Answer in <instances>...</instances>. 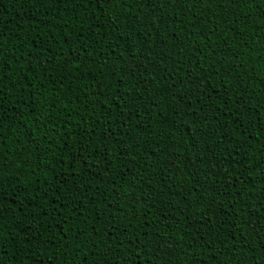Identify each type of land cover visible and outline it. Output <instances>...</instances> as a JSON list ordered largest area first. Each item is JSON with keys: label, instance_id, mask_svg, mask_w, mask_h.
Masks as SVG:
<instances>
[{"label": "trees", "instance_id": "trees-1", "mask_svg": "<svg viewBox=\"0 0 264 264\" xmlns=\"http://www.w3.org/2000/svg\"><path fill=\"white\" fill-rule=\"evenodd\" d=\"M0 18V264H264V0H0ZM83 148L91 167L21 212Z\"/></svg>", "mask_w": 264, "mask_h": 264}, {"label": "snow or ice", "instance_id": "snow-or-ice-1", "mask_svg": "<svg viewBox=\"0 0 264 264\" xmlns=\"http://www.w3.org/2000/svg\"><path fill=\"white\" fill-rule=\"evenodd\" d=\"M28 2H32V0H28ZM37 2H42V0H37ZM145 2L148 3V4H151V0H145ZM181 2H183V0H181ZM229 2H230V3H238L239 0H229ZM4 27H5V25H4V22H3V18H0V53H2V45H3V42H4L3 38H4V36L6 35V33L4 32ZM30 43H32V41H30ZM3 71H4V69H3V63L0 62V81H2L4 78H6V77L3 76ZM164 71H165V73H166V75H165L164 78L167 79V78H168V75L171 73V70H170V69H164ZM196 79H199V77H196ZM205 79H206V77H205ZM190 83H191V84H195V91L198 92V91L200 90V84H196V80H195V79L191 80ZM172 86L174 87V84H173ZM209 86H210V82H209ZM101 94H102V93H101ZM129 95H130V92H129ZM3 98H4V97H3V84L0 83V100H2ZM208 98L211 99V96L209 95ZM122 99H123L122 96H121V97H114V100H117V101H120V100H122ZM189 99H191V97H189ZM181 100H183V98H181ZM237 103H239V101H237ZM181 106H182V105H181ZM205 107H207V105H205ZM133 114L138 115V113H131V112H130V113H129V117H130L131 115H133ZM119 115L123 116V115H124L123 111H121V112L119 113ZM21 116H23V113H21ZM206 118H207V117L205 116V117L202 118V119H206ZM126 119H127V118H126ZM90 127H91V126H90ZM222 130H223V129L221 128L220 131H222ZM200 131H203V129H200ZM111 135L114 136L115 133H111ZM212 135H215V131L212 132ZM104 139H105V141L108 140V135H107V134L104 136ZM214 142H215V141H214ZM99 147H100V145H97L96 147H94V148L92 149V151H93V152H96V151L98 150ZM86 150H87L86 148H83V149H76V150H74V151L72 152V154H71V155L69 156V158H68L69 161L71 162V170H69V171H63V170H61V171H63V176H64L63 181L61 180V174H60V171H57L56 169H53V173H54V175H52L51 177H49L48 179H46V180L43 182V183L47 184V187H45L44 190H43V197H39L38 194H37V195H32V196H25V197H23V198L21 199V201H20V204L18 205L19 210H20L21 212H23L25 207H29L28 205L25 204V200H31V201L35 202L37 199H43V198L48 197L49 192H51V193H52V196L55 197L56 194L60 191L61 183L66 184L68 178L71 177L75 171H77V162H78V161H79L80 163L85 164L88 168H90L91 166H90V165H87V158H84V159L80 160V158L76 155V152H82V151H86ZM237 154H238V153H237ZM101 155H103V153H101ZM57 159H58V162H61V163L64 162L62 156H61V157H58ZM168 163H169L170 165H172V166H176L174 161H169ZM193 166H195V164H194ZM3 167H7V166L4 165ZM80 170L82 171V170H84V169H80ZM54 184L56 185L55 187L53 186ZM85 187H91L90 182H86ZM70 190H71L70 188H66V189H65V191H70ZM102 195H103V194H102ZM53 203L55 204V210H56L57 212H63V210H64L65 208H67V207H68V204H69V203H72V201H69V200L66 198L65 201H64L63 203H61L59 199H55V200H53ZM121 207H122V206H121ZM118 210H119V209H118ZM32 211H33V210L31 209V207H29V212L31 213ZM76 211H77V209H76L75 207H73L72 209H70V212H72V213H75ZM146 211H147V209H146ZM208 211H211V208H210V207L208 208ZM43 215H47V212H43ZM79 215L82 216V217H84V220L82 221V223L87 224L88 217H86V216L84 215V210H83V209H80V210H79ZM95 215H96L97 217H99L100 213H99V212H96ZM209 219H210V218H209ZM67 220H68V218L66 217L65 220H64V223H65V224H67ZM22 223H23V222H22ZM77 227H78V226H77ZM89 227H94V226H91V225H90ZM125 230H126V229H125ZM25 231L27 232L28 229L25 228ZM68 231H71V228H69ZM93 234H94V233H91V232L89 233V235H93ZM96 234H98V233H96ZM29 235H30L31 239H35V237H34V236H31L30 233H29ZM79 235H83V233H80ZM61 236H62V239H64V241H65V246H66V245H67L68 237H67V233L64 232L63 229H61ZM48 242H52L50 237L48 238ZM210 243H214V241H212V242H210ZM39 244H40V242L37 241V247H39ZM78 250H79V245H77L76 248L74 249V254H75V251H78ZM62 264H63V262H62Z\"/></svg>", "mask_w": 264, "mask_h": 264}]
</instances>
